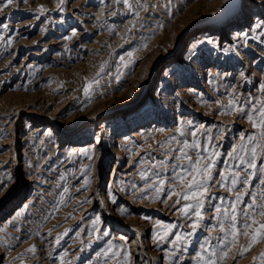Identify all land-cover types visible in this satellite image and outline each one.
<instances>
[{
    "label": "rangeland",
    "instance_id": "rangeland-1",
    "mask_svg": "<svg viewBox=\"0 0 264 264\" xmlns=\"http://www.w3.org/2000/svg\"><path fill=\"white\" fill-rule=\"evenodd\" d=\"M130 2L0 8V264H202L205 239L222 235L216 207L237 194L245 209L253 195L264 204L260 147L244 191L217 179L234 147L264 145L247 140L260 129L246 118L264 105V0ZM194 139L219 153L195 230L167 198L170 181L150 186ZM173 224L168 242L156 235ZM248 244L223 264H260L264 240L241 255Z\"/></svg>",
    "mask_w": 264,
    "mask_h": 264
},
{
    "label": "snow or ice",
    "instance_id": "snow-or-ice-1",
    "mask_svg": "<svg viewBox=\"0 0 264 264\" xmlns=\"http://www.w3.org/2000/svg\"><path fill=\"white\" fill-rule=\"evenodd\" d=\"M14 2H16V0H4V3L0 4V8L8 7ZM116 2L120 3L121 0H116ZM122 2L127 5L129 11H132L133 4L130 0H122ZM133 14L136 17L139 16V12H134ZM160 27H162V25ZM101 71H103V68H101ZM95 83L98 84L99 81L97 80ZM84 91L87 94L88 88L86 87ZM251 111L257 110L253 107ZM258 116L259 119H256L252 115L246 116L248 121L253 124L254 128L260 129L259 137L250 135L247 137L248 141L264 140V105L259 108ZM183 134L184 133L181 132V135ZM192 135L195 138L196 133L193 132ZM241 139H244V137H241ZM211 140L212 138L208 137L209 143H211ZM170 142L171 141L167 143ZM164 146L163 144L161 145V147ZM257 147H260L261 150L264 151V145L258 142L256 146L251 149L247 147V143L233 148L232 153L229 154L228 165L224 169V172H227L228 175L222 172L217 178L221 187L226 188L230 192L234 190L244 191V189L239 188V186H247L250 184L249 177L254 173L249 170L257 167L255 163ZM237 148H239V150H237ZM188 150L192 151L191 155ZM173 151L176 150L174 149ZM204 153H206V155ZM218 156L219 153L214 148L211 150L208 148L201 149L200 143L196 139H194L192 143L184 141L176 156V160L180 163H173L171 165V177L169 178L166 174L162 175L159 172L152 174L153 180L150 186H152V190L156 193H161L164 189L165 182L170 181L167 198L171 199L172 196L177 197L175 204L181 205L178 211L182 213L184 217L193 221L190 224L193 230L204 220L203 208L209 187L213 182L211 173L216 166V158ZM246 156L248 157L247 159ZM183 161H187V164H184ZM158 166L168 167L167 160L158 161L153 165V167ZM242 171L247 173V175L241 177L240 173ZM141 176L145 179L148 178L146 172L141 173ZM260 183L264 185V179H261ZM257 198L256 195L251 196V202L246 205L247 210L245 207H240L244 204V198L239 194H237L234 201H229V208L222 210L220 207H216L214 209L217 215L214 218L216 223L213 228L222 235L205 239L198 257L202 264H223V261L228 256V252L231 251L232 247L237 245L241 239H249L248 246L241 247V255L250 251L251 247L260 243L261 240H264V222H260L257 219V217H264V204L257 203ZM181 200L185 203L181 204ZM221 202L223 203V198H221ZM175 227L176 225L174 224L167 225L165 226L164 232H158L156 235L160 239L165 240V242H168L167 237ZM250 232L252 235L249 237ZM192 234L193 233L177 234L171 243L179 247L181 244H186L187 237ZM213 239L217 241L215 245L212 244ZM30 251H35V249H30ZM118 255V252H112L111 258ZM260 264H264V254L261 255Z\"/></svg>",
    "mask_w": 264,
    "mask_h": 264
}]
</instances>
